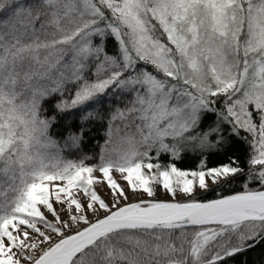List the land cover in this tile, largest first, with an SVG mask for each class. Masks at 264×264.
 Returning a JSON list of instances; mask_svg holds the SVG:
<instances>
[{
  "label": "snow or ice",
  "instance_id": "snow-or-ice-1",
  "mask_svg": "<svg viewBox=\"0 0 264 264\" xmlns=\"http://www.w3.org/2000/svg\"><path fill=\"white\" fill-rule=\"evenodd\" d=\"M261 245L264 0H0V264Z\"/></svg>",
  "mask_w": 264,
  "mask_h": 264
},
{
  "label": "trees",
  "instance_id": "trees-1",
  "mask_svg": "<svg viewBox=\"0 0 264 264\" xmlns=\"http://www.w3.org/2000/svg\"><path fill=\"white\" fill-rule=\"evenodd\" d=\"M101 144H103V138H102V131L101 134L97 137ZM86 151L89 152L90 155H93L95 157V154L99 151V148L95 145H89ZM237 155H243V150L238 151ZM192 164L193 167L196 166V158L194 156H188L186 157ZM166 159V158H165ZM184 161V159L182 160ZM180 161L179 163H181ZM95 162V159L93 161H90V163ZM226 162V157L224 156H218V157H212L209 159V165L215 166L216 163H222ZM240 185L234 184L231 186H224L223 188H217L216 194L217 195H227L232 193L233 191L239 190ZM199 197H207L212 198V195L210 193H201L197 194ZM264 254V245L258 246L256 249L246 253L244 256L238 257L235 260L231 262V264H243L244 261H247V264H260L261 255Z\"/></svg>",
  "mask_w": 264,
  "mask_h": 264
},
{
  "label": "rangeland",
  "instance_id": "rangeland-1",
  "mask_svg": "<svg viewBox=\"0 0 264 264\" xmlns=\"http://www.w3.org/2000/svg\"><path fill=\"white\" fill-rule=\"evenodd\" d=\"M217 164L218 163H216V165ZM178 166L182 167V168H193L191 162L187 158H185L184 161H182L181 163H178ZM198 194H201V193H198ZM157 198H159V199H168L169 197L163 192H158Z\"/></svg>",
  "mask_w": 264,
  "mask_h": 264
},
{
  "label": "water",
  "instance_id": "water-1",
  "mask_svg": "<svg viewBox=\"0 0 264 264\" xmlns=\"http://www.w3.org/2000/svg\"><path fill=\"white\" fill-rule=\"evenodd\" d=\"M231 194V193H230Z\"/></svg>",
  "mask_w": 264,
  "mask_h": 264
}]
</instances>
